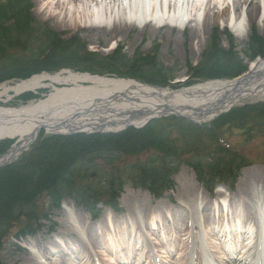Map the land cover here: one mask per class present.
<instances>
[{"label":"trees","instance_id":"1","mask_svg":"<svg viewBox=\"0 0 264 264\" xmlns=\"http://www.w3.org/2000/svg\"><path fill=\"white\" fill-rule=\"evenodd\" d=\"M251 49L254 51L251 58L258 53L264 55V38L255 33ZM24 53L25 58L0 60V82L65 66L121 76H137L138 72L133 67L129 68L134 72L124 71L123 60L99 58L86 52L74 37L64 39L62 34L43 25L32 13L31 0H0V55L18 57ZM205 56L197 68V76L201 78L235 77L247 68L236 52L225 51L216 42ZM159 83H166V79ZM31 97L34 96L26 99ZM224 126L243 130L248 138L264 136V101L233 108L211 126L168 117L154 120L142 129L129 128L121 133L41 137L18 161L0 168V182L9 183L17 174L27 176L26 180H19L11 195L0 199V247L16 224L22 227L16 232L17 238L25 234L24 229L36 231L33 227L41 217L37 205L41 198L59 206L64 198L70 197L95 214L100 203L117 207L115 200L127 183L154 192L170 185L171 176L182 163L191 166L206 186L218 181L229 183L236 177L237 168L246 163L239 152L220 143L217 132ZM10 144L0 142V153ZM186 153H192L191 157L182 160ZM102 159L113 161V165L100 173L98 161ZM93 170L98 178H93Z\"/></svg>","mask_w":264,"mask_h":264},{"label":"bare ground","instance_id":"2","mask_svg":"<svg viewBox=\"0 0 264 264\" xmlns=\"http://www.w3.org/2000/svg\"><path fill=\"white\" fill-rule=\"evenodd\" d=\"M137 1L142 3V6L140 4L136 5L137 2L135 0H125L128 4H126L124 0H101L100 3L98 0H48L46 8L51 4H56L57 7L61 9L59 15H52V19L54 23L63 30L73 31L74 29L82 30L87 28L90 32H95L89 36V39H95L97 45H106V47H109L110 44H118L119 46L128 45V48L124 52H128L130 55L133 54V50L139 42L145 40V37L153 40L158 38L160 43L166 47L171 44L180 45L187 42L192 48L200 52L207 43L210 30L220 23L231 29L239 40H244L248 36L249 32L245 31L246 24L249 29L258 25V29L264 33V0H232L233 9L230 8V4L225 6V3H223L222 8H219L216 1L220 0H202V4L201 0H160V2L158 0L152 2L151 0ZM225 1L226 0H224V2ZM92 4H96L97 7L91 8V6H93ZM46 8L44 9L45 11ZM244 8L246 9V16H243ZM197 9H202L204 12L201 23L195 21L194 24H189L193 20L192 17H194L192 13L197 12ZM262 11L263 14L260 18L259 14ZM36 13L37 15H39V13L42 15L43 11L40 9L37 10ZM172 13L173 15H171ZM146 16H149V18H146ZM188 19L189 21H186ZM99 20H102V23L93 22ZM186 32H188L187 35H185ZM99 35L103 37L102 41L99 40ZM107 50L110 51L106 53L110 54L114 49ZM159 57L165 59L167 56L165 53H161ZM250 69V72L236 79L208 81L206 83L197 84V86L181 92L158 90L145 85H139L133 81H125L118 78L72 73L66 75L41 74L15 84H0V102H6L24 91L36 92L38 88L48 85L53 87L56 82L71 84V86L65 88L58 89L53 87L54 89H52L50 94L46 97L39 100H32L13 110H7L0 106V138H12L17 141L10 149L9 153L1 158L0 163L15 159L23 150L34 143L40 131L44 130L49 132L51 130L65 129L62 128L63 122L65 121L64 118L67 113L69 114L72 108H75V106L80 103L78 98L82 97L80 96L81 94L92 97L104 92L117 93L121 90L125 92L123 89L128 91L131 90L135 92V96L132 98L136 104L133 105L137 107L144 106L146 112L154 114L165 111L169 112L173 110L170 108L171 106L179 105L187 110H207L203 119L209 120L214 115L213 112L220 102L224 105H229V103L232 102L230 97L235 93L250 90L255 88L257 84L264 83V59L254 62ZM261 96V94L257 95V97ZM253 176L254 181L242 182L235 194L227 192L224 188H220L221 190H219L217 194H220L219 197L221 198H225L226 193L233 195L230 200L232 202V207H241L244 213V209L248 210L250 208V203L261 197V194L256 193L254 189L258 190L256 186H259L258 184L261 182L263 184L264 178L260 174ZM182 190V197L184 199H181L182 201H180V203L187 206V208L182 205H180L179 208H181V211H183V209H189L192 216H195L196 209L199 208L198 204L200 202L198 201L197 203V200L201 197L204 198L206 190L198 183H195L192 187L182 188ZM135 193L137 197L141 195L140 191ZM137 197L133 198V196H131L128 201L130 200L133 206L137 203L135 206L143 207V199ZM204 202H206V208L211 206L206 200L201 201V204H204ZM159 203L160 201H156V204ZM158 206L159 205H155L153 207V209H155L154 211H156L155 213H152V211H150L151 209L149 211L147 210V213H144L146 215L143 216V219L149 222L156 217L155 214L157 212L159 214L158 216L161 215V218L165 217L164 219H166L168 213L170 214L173 211L170 209L164 211L165 207L161 208ZM68 207L71 209L70 214L74 217L75 223L79 224V220L83 221L85 225L89 226L90 230L92 229L93 234L90 237V241L96 245L98 244V247L107 248L105 252L109 251L112 255L118 252L108 244L110 240L106 235V231L110 230V225L114 231H118V233L122 235L125 231L124 229L129 225L128 220L134 221L142 218V209H139V207H135L132 211H128V214L126 213L122 216H118L112 209L106 207V215L102 217V221L91 226L89 223V215L86 212L78 208L75 209L72 204ZM76 212H82V216L77 217ZM110 213L115 215L111 217ZM193 223H197L196 218ZM193 223L188 224L187 228L192 227ZM71 224L73 227L74 224ZM78 224L76 227L79 229L80 227ZM177 224L178 223L175 221L173 227L177 228ZM97 225H99V227H96ZM181 226L182 225L178 227ZM98 228H102L103 231L101 233L95 232V229ZM146 228H148V225H146ZM80 231L82 234L83 232L85 233V229L83 228H80L79 232ZM187 231L190 232V230ZM75 232L76 231L73 229L70 231V233ZM136 235H134V240L137 237ZM131 236L133 235L131 234ZM164 237L166 238V234H164ZM121 238H123V236ZM132 239L131 241H127L131 247L129 248V246H127V250H124L125 248L122 249L121 253H123V251L125 252L124 262L125 264H144V260L151 256V254L148 251L147 253H139L138 251L142 248V245L134 244ZM152 239H154V244L166 248L165 255H160L159 261L157 262L158 264L188 263L189 253L192 251L191 248H186V253L184 252L185 254L183 256L180 255L178 258L173 247L163 244L158 236ZM171 240L174 241V239ZM190 240V236L188 235L183 239H177V241L181 242L180 246L182 247H189ZM197 240L199 241V238H197ZM26 241H29L28 243L31 246H37L36 240L27 239ZM51 241L52 244L57 243V239L55 238ZM207 242L212 246L211 241ZM144 243L147 245V240H144ZM250 243L251 242H247L246 246ZM57 245H59V243H57ZM67 249L69 248L67 247ZM72 253L74 254V260L78 264H94L97 256L96 250H91L85 244L80 251L73 252L72 250ZM111 257L113 256L109 255V259H111ZM117 257L118 254L116 255V259ZM247 257L250 258V256ZM116 259L111 261L107 260L101 262V264H116ZM149 259L150 262L148 264H157L155 260ZM178 260H183V262L178 263ZM218 261L220 264H241V261L236 258ZM206 262H208V260H206ZM22 264H39V262L29 257L25 259ZM72 264L75 263L73 262Z\"/></svg>","mask_w":264,"mask_h":264},{"label":"rangeland","instance_id":"3","mask_svg":"<svg viewBox=\"0 0 264 264\" xmlns=\"http://www.w3.org/2000/svg\"><path fill=\"white\" fill-rule=\"evenodd\" d=\"M48 0H32L33 4V12L35 13L38 20H40L42 23L49 25L53 30L57 31L58 33L63 34L65 37H74L76 40L80 42L81 46H86L87 50L90 52H97V54L100 55V57H107L112 56L114 52H118L119 58L124 59L125 61H132V60H152L157 62L158 64H162L165 66V69L167 72H169L170 76H179L182 73H188V75H194V69H196L195 64L200 61L202 57V52L204 51V48L206 46L211 47L214 42L218 44L220 48L223 50H233V52H236L238 57L242 60L244 64H248L251 58V54L253 51H251V47L248 48V43L251 41V36L256 31L261 37L264 38V33L261 32L258 29V25H255L252 29L249 30L248 36L244 40L237 39L235 33L230 30L229 28L223 26L221 23L217 24L215 27H213L210 32L208 33V40L206 45L202 48L200 52H198L196 49L192 48L187 42L180 44V45H174L171 44L169 46H163L160 43V40L157 38L156 40L150 39L145 37L143 41H140L139 44L136 46V48L133 50V54L130 55L128 52H124L128 45H121L117 49H114L110 54H107L110 50H107L108 47L106 45H97L95 43V39H89V36L94 34L95 32H90L87 28H84L82 30L74 29L73 31H67L60 28L58 25H56L52 19V15L56 14L59 15L61 12V9L57 7L56 4H51L47 8ZM227 0L224 2V0L216 1L219 8L223 7V3H225V6L227 4ZM44 6V8H43ZM46 8V11L44 10ZM42 9L43 13L42 15H37L36 11ZM89 24V23H88ZM83 25V22H82ZM84 26V25H83ZM135 31V30H133ZM188 32H186L185 35H187ZM216 38V40H213L212 38ZM103 37L99 35V40L102 41ZM230 40H233L230 42ZM110 44V43H109ZM113 45V44H112ZM111 44L109 47L112 46ZM116 50V51H115ZM107 52V53H106ZM161 53L166 54L165 59H161L159 55ZM249 55V56H248ZM261 54L259 53V56ZM248 68V67H247ZM65 75V74H64ZM192 75L189 83L187 84H195L201 83L198 80L201 78H195ZM227 79V78H225ZM224 79V80H225ZM186 84V83H185ZM178 85L175 86V88H183L186 87V85ZM71 84H62L56 86L57 88H65L69 87ZM52 90L49 89L46 93V96L51 92ZM22 104H25L22 100L19 99V96H14L13 98L9 99L6 102H0V106L3 105L4 107H19ZM210 123V122H209ZM221 132V138H223L224 142L234 150H237L240 152V154L245 157L248 161H251V163L245 167H243L239 172V177L237 178L236 182L234 183L233 190L235 193L238 191V187L241 185V183H246V181L252 182L253 175L260 174L264 178V136L263 135H257L252 138H247V136L244 135L243 131L239 130L238 128H230L228 126H224ZM204 145V143H203ZM192 153H186L183 155L182 160H184L187 157H191ZM125 159V156L123 157V160ZM102 159L99 162L100 165V173H102L104 170H109L111 166L113 165V161ZM116 162V160H114ZM93 178H98V174L95 173L93 170ZM26 175L23 173L22 175H15L14 178L9 182H0V199L1 198H7L11 193H13L16 186L19 185V180L24 179L26 180ZM173 182L174 187L173 190H167L166 193H164V197L162 198H156L154 197L149 191L143 190L141 188H135L132 186L131 183H128L120 195V198L118 199V203L121 206L123 211H132L135 208V203L133 206V203L128 201V199L133 196V198L137 197L135 195L137 191H140V196L137 198L143 199L142 202L145 206H139L141 209H143L144 213H147L148 208L151 207V205H154L153 203L157 201H160L162 203V206L170 208V210H173L172 213H170V217L173 219L171 220L176 221L177 228L170 227L171 229H174L175 231H184L186 229L187 223L190 221V213L183 209L181 211L180 205H177L176 200L182 198V188L192 187L195 183H199L196 174L192 167L187 165L186 163H182L179 172L174 175ZM91 178H88L90 181ZM200 184V183H199ZM22 185V184H21ZM20 185V186H21ZM201 185V184H200ZM255 185V184H254ZM260 189L264 192V183L262 182L258 184ZM257 187V186H256ZM264 195V193H263ZM215 196V197H213ZM220 194L211 192H205L204 198L206 201L209 202H215L217 205L219 203L214 201V198L219 197ZM228 196V193L227 195ZM168 198L175 199L174 202L168 201ZM178 198V199H177ZM221 198V197H219ZM213 199V200H212ZM47 200L44 198H41L38 202V214L44 217L41 221H39V231L35 233L34 235H27L23 237L22 239H16L14 235L18 230H20L22 227L20 224L14 225L10 230L9 234L6 238V242L0 247V264H22L23 261L29 257L34 259L36 262L45 261L46 264H72L73 262L75 264L76 261L74 260V254L73 252L80 251L82 249V246L85 244L87 247H89L91 250H96V261H104V256L106 252L102 250L101 247H98L99 245L94 244L90 241V237L93 234L92 229L88 230V237L86 239H79L77 235H64V233L67 231L69 232L72 228L71 224V212L70 206L71 204L74 205L75 209H80L83 212H86V209L83 207H79L78 205H75L74 201L70 198H65L63 200L62 205L57 208L55 206L50 207L47 204ZM67 204V205H65ZM214 205H211V208H206L203 210L202 214L200 212L199 217L204 221L208 220V216L212 217V215L216 214V209H214ZM172 208V209H171ZM216 208V207H215ZM230 209V208H229ZM237 208L233 207L232 212H234ZM244 209V213L248 216L249 211ZM106 212L105 206L101 208L100 215ZM87 213V212H86ZM89 213V212H88ZM87 213V214H88ZM77 217L82 216V212H76ZM89 215V223L91 226L94 224V220ZM198 217V216H197ZM84 223L83 221L81 222ZM182 225L181 227H178ZM207 226V225H206ZM89 227V226H88ZM207 228V227H206ZM173 231V230H172ZM23 232H26L24 229ZM175 233V232H173ZM70 234V233H69ZM109 240H111V236L109 234L107 235ZM61 239L63 242L69 243V249L65 251L61 256L54 255L52 256L49 248L52 247V241L53 239ZM27 239L36 240V247L33 245L31 246L26 241ZM174 251L176 252L177 256L181 255L185 248H179L176 245H173ZM139 253L141 251H138ZM150 258V257H149ZM149 258L146 260L144 264L149 263ZM183 262L182 260L178 263ZM158 264V263H157ZM177 264V263H176ZM185 264V263H183Z\"/></svg>","mask_w":264,"mask_h":264},{"label":"water","instance_id":"4","mask_svg":"<svg viewBox=\"0 0 264 264\" xmlns=\"http://www.w3.org/2000/svg\"><path fill=\"white\" fill-rule=\"evenodd\" d=\"M149 87L152 88L153 86ZM123 90L125 92H122L121 90L117 93L110 92L95 96L93 98H88L87 101L83 102L84 104L73 108L74 111L72 113L70 111L69 115L66 116L62 126V128L65 129H60L54 132L63 135H70L79 132L117 133L130 126L140 128L146 122L154 118L169 115L183 117L197 124H201L202 121H206V119L203 118L207 110H187L179 105H176L178 107L175 105L171 106L170 108L173 110L169 112L165 111L157 114L146 112V108L144 106L137 107L133 105L136 104L132 98L135 96L134 91H128L126 89ZM260 94H264V83L257 84L255 88L250 90L242 91L241 93H235L230 97L232 102H230L229 105H224L220 102L213 113L214 115L223 113L230 108L228 107L231 106L230 104H234L243 98ZM139 108L141 110H134ZM11 163L12 161H5L0 163V167Z\"/></svg>","mask_w":264,"mask_h":264},{"label":"flooded vegetation","instance_id":"5","mask_svg":"<svg viewBox=\"0 0 264 264\" xmlns=\"http://www.w3.org/2000/svg\"><path fill=\"white\" fill-rule=\"evenodd\" d=\"M142 67H143L141 69L142 74L143 75H147V74H151V73H156L157 72V69L160 68V64H158L156 62H143L142 63Z\"/></svg>","mask_w":264,"mask_h":264}]
</instances>
